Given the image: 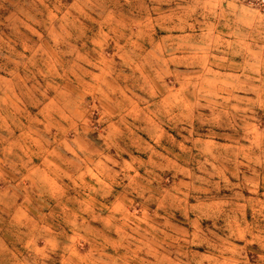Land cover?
Returning <instances> with one entry per match:
<instances>
[{"label": "rangeland", "instance_id": "obj_1", "mask_svg": "<svg viewBox=\"0 0 264 264\" xmlns=\"http://www.w3.org/2000/svg\"><path fill=\"white\" fill-rule=\"evenodd\" d=\"M0 264H264V0H0Z\"/></svg>", "mask_w": 264, "mask_h": 264}]
</instances>
